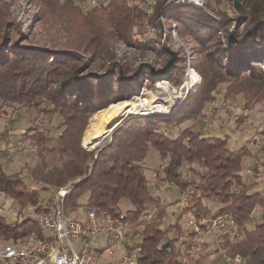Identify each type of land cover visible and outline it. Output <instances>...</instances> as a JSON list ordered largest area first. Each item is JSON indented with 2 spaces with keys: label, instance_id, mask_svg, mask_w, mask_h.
<instances>
[{
  "label": "trees",
  "instance_id": "1",
  "mask_svg": "<svg viewBox=\"0 0 264 264\" xmlns=\"http://www.w3.org/2000/svg\"><path fill=\"white\" fill-rule=\"evenodd\" d=\"M32 1L39 8L36 23L48 31L61 32L64 48L23 45L19 38L13 39L10 33L20 35L19 26L9 18V6L1 2L0 101L33 107L46 117L58 116L60 121L56 136L44 135L38 127L24 132L36 149L40 163L34 173L43 188L28 186L18 174H7L0 165V194L17 203V216L27 206L39 214L46 203L41 192L69 185L71 190L64 199L67 213L77 209L84 197L85 208L142 228L141 240L129 253L135 257V264H183V256L187 257L186 264H191V242L186 240L177 246V239L167 235L179 233L185 216L204 229L201 221L207 219L206 202L215 201L220 205L215 216L231 217L242 233L241 241L216 244L215 250L225 249L232 257L239 255L243 264H264V198L261 192L251 193L256 183H245L241 176L243 159L253 157L252 152L247 146L235 150L226 137H205L191 127L178 128L201 116V111L215 101L220 86H224V100L242 96L251 105L264 106V0H208L200 9L205 13L203 18L187 17L183 33L193 44V68L201 80L196 90L171 116L163 120L124 119L109 142L88 151L80 143L89 118L110 104L128 100L135 89L131 82L137 85L141 72L147 68L151 71L146 64L129 70L116 59L112 40L141 51H154L157 43L141 41L146 16L139 4L102 0L85 10L73 0ZM224 1L236 10L237 17L227 14ZM176 6L169 0H157L149 20L165 16ZM247 20L252 25L244 35L239 34ZM233 22L234 29L228 32ZM161 52L168 54L162 69L170 51L162 47ZM96 62L102 71L93 67ZM172 68L181 69L177 54L166 73ZM153 76L152 81L159 78ZM162 78L169 80V76ZM159 122L177 126L176 136L158 131ZM150 148L165 162L156 174L155 186L171 184L181 193L191 189L179 216L165 230L159 228L165 215L162 210L151 222L143 221L148 210L161 203L144 175ZM185 166L188 177L182 173ZM123 200L129 202L126 210L121 208ZM257 208L261 210L260 220L251 226ZM32 232L42 236L35 220L8 222L0 215V240L17 241Z\"/></svg>",
  "mask_w": 264,
  "mask_h": 264
},
{
  "label": "rangeland",
  "instance_id": "2",
  "mask_svg": "<svg viewBox=\"0 0 264 264\" xmlns=\"http://www.w3.org/2000/svg\"><path fill=\"white\" fill-rule=\"evenodd\" d=\"M73 1L82 9L86 10L87 8H89L87 0ZM126 1L128 2V4H139L140 7H142L143 0ZM1 2H4L9 6V18L11 20H14V22L19 26L20 35L17 36L15 31L10 33V36L13 39L19 38L23 45L35 44L44 46L46 48H64V35L61 32L58 33L55 31H48L42 25L36 23L39 8L32 0H0V3ZM230 5V3L224 1V10L226 11L227 6ZM237 15L238 14L233 17H237ZM204 16L205 13L203 11L189 6H176L166 12L165 23L168 35L167 49L170 52L172 51L178 55V63L180 64L181 69L172 68L169 72L165 73L163 76H169V80L162 78L163 76H159V78L154 81H152V79H154L155 77L151 73L150 69H144L136 79L137 85H134L131 82V86L135 89L132 90L130 98L118 103L129 102L139 104L141 103V100L147 96L153 97L154 103H152L151 105H157L158 102L160 103L161 98H163L164 100L173 99L174 94L172 93V89L178 90L177 86L180 84H174L173 82H178L180 80L182 82V74L184 72L185 65L183 58L184 54L182 51L183 48H180L171 38V22H175L177 24L176 33L178 35V38L190 50L194 63L195 55L193 53V44L190 38L184 36V26L188 23L186 19L187 17H195L201 19ZM252 23L253 22L250 20L245 21L239 29V34L244 35L248 28H250ZM231 25L232 23H230L228 26V32ZM111 46L116 59L124 63V65H126L129 70H133L140 64H146L154 69V71L158 72L168 56L167 53L161 52V46H156V50L154 51H141L133 47H128L121 41L117 40H112ZM158 51L160 53H158ZM93 67L98 72L103 70L101 68V64L98 62H96ZM194 73L196 74L197 79L196 81H194V83H192V86H194L193 92L196 90L201 81L197 73L195 71ZM163 84H167L166 86L168 87V92L166 94L161 89H157V85ZM223 92L224 86H220L215 95V101L208 104L201 111L202 115L196 117L193 120L184 122L183 124L178 126V128L180 127V129H185L187 127H191L193 130L201 133L205 137H226L229 139L230 146L233 148L247 146L252 152L253 157L244 158L245 163L243 165L241 176L245 183L255 182L256 186L253 189L258 191L260 186L257 184L264 183V135L262 134L264 131V106L262 104L251 105V103L246 102V99L242 96H236L229 100H224L222 96ZM112 105L110 104L107 108L97 111L89 118L81 137V147L83 145V136L93 116L101 111L108 109ZM246 107H248V110L246 109ZM0 111V118H2L4 121V127L0 128V165L5 173H16L25 181L28 186L35 187L32 182L37 181L36 179L38 177L37 174L34 173V167L35 165L40 163V161L35 147L33 146L32 142L24 135V132L28 128L38 127L44 135L56 136L59 132L57 130V125L60 121V118H58V116H54L53 118L46 117L40 113H37L33 107H26L22 105L19 106L17 104H3L1 101ZM175 111L172 114H174ZM172 114L166 113L163 115L171 116ZM168 116L127 115L126 118L160 117L159 119L163 120L164 117ZM158 131H161L168 136H176L177 126L167 125L164 122H159ZM110 138L111 137L108 136L100 143L94 145L93 147L87 148L86 151L91 150L95 147H99L100 149L103 145L110 141ZM47 161L50 160L47 158ZM164 165L165 162L159 159L158 153L154 149L150 148L144 163V175L150 185L153 195L158 196L161 200V203L158 207H151L148 210V213H153V215L156 216L161 210L165 212L164 218L159 224V228L161 230H165L169 225H172L175 222L182 208L186 204L189 193L191 192V189H188L184 193H181L175 186L167 183L158 187L155 186L154 183L156 181V174L162 170ZM195 168L199 169V167L197 166H195ZM182 173L184 177H188L186 166L183 167ZM66 186L69 187V185ZM252 190H250V192ZM262 191H264V189ZM50 194V190L40 193L41 198L44 199L43 201L49 200ZM84 200L85 198L82 197L79 203L80 206L73 212L69 213L71 216L76 217L79 220L84 219ZM126 205H128V208L130 207L129 202L127 200H123L121 206L122 210L125 209ZM218 205L219 204L215 201L206 202V207L208 209L207 218H212L215 216L218 210ZM18 211L19 206L15 201H11L10 198L0 194V212L6 213V220L8 222L15 221L16 219L19 221H23L25 219H32L36 221L39 216V214L34 212V208L32 206H27L26 208H24L19 216H17ZM260 214L261 210L259 208L253 211L250 222L251 226L252 222H257L260 220ZM185 217L180 221L179 233L173 231L167 235L168 238L177 239V246L181 245L184 241L187 240V234L189 231L187 229V219L184 220ZM141 231V227L135 226L134 231L129 236V241H132V243L130 244V246H128L127 244L123 245L125 252L124 254L130 255L129 253L133 251L132 247H135V240L139 235H141ZM10 243L11 241L0 240V248ZM209 243H211L213 246L212 250H215V246L217 243L212 239L211 236L206 235L204 254L196 264H201V262H203V257H205V255L207 254H205L206 247L207 245H209ZM101 245L102 244H99L98 241H95V243L93 241V246L95 248L100 249ZM105 247L107 248L108 246L106 245ZM118 250L119 249L113 250V257L112 255L104 253L101 256L99 260L100 262H98V264H117L118 259V264H120L122 256L120 255L119 257V255L116 254L117 252H119ZM220 250L215 251L221 257V253L219 252Z\"/></svg>",
  "mask_w": 264,
  "mask_h": 264
},
{
  "label": "built area",
  "instance_id": "3",
  "mask_svg": "<svg viewBox=\"0 0 264 264\" xmlns=\"http://www.w3.org/2000/svg\"><path fill=\"white\" fill-rule=\"evenodd\" d=\"M208 0H169L178 6H189L203 9ZM101 0H87L89 7L97 6ZM157 0H143L142 8L146 16L141 38L142 40H155L157 46L168 47L165 16H159L154 21L152 18ZM227 14L231 17L237 14L232 6H227ZM192 18V17H189ZM177 24L171 22V38L183 48L185 69L182 74V82L177 86L178 90L172 89L173 99L161 98L158 107L167 109L172 114L193 92L192 83L188 81V72L194 71L193 57L190 50L183 44L176 33ZM234 29V22L229 31ZM167 84L157 85L165 94L168 92ZM143 112L150 108L143 107ZM168 116V115H166ZM37 189L43 188L41 181L32 182ZM70 187H60L50 190L49 200L41 207L36 219L42 236L30 233L21 240L11 241L0 248V264H93L100 254L111 255L113 250L121 249L129 242V236L134 231L135 223L120 221L112 218L106 212H98L94 208L86 207L84 219L79 220L66 212L64 199L70 192ZM264 198V191L261 192ZM155 216L148 213L144 216V223L151 222ZM200 225L192 218L187 219V240L191 242V264H196L204 254L205 236L209 235L217 243L228 242L234 244L242 240L240 226L229 216H215L201 221ZM98 236H105L107 248H95L93 240ZM100 251V253H99ZM226 264H243V258L239 255L229 256L225 249L219 251ZM183 264L188 263L187 257L181 258ZM135 257L122 254L120 264H135Z\"/></svg>",
  "mask_w": 264,
  "mask_h": 264
},
{
  "label": "bare ground",
  "instance_id": "4",
  "mask_svg": "<svg viewBox=\"0 0 264 264\" xmlns=\"http://www.w3.org/2000/svg\"><path fill=\"white\" fill-rule=\"evenodd\" d=\"M188 81L193 82L196 81L197 76L194 71L188 72ZM153 102L152 96H147L141 100V103H129V102H121L115 105H112L108 109L99 112L94 115L88 128L85 131L83 136L82 144L84 147H92L96 144V142L108 132V128L110 125L118 121L124 115H138V116H151V115H159L166 116L163 114H169L167 109L163 107L151 105ZM150 105V106H149ZM149 106V107H147ZM143 107L150 108L148 112H143Z\"/></svg>",
  "mask_w": 264,
  "mask_h": 264
},
{
  "label": "crops",
  "instance_id": "5",
  "mask_svg": "<svg viewBox=\"0 0 264 264\" xmlns=\"http://www.w3.org/2000/svg\"><path fill=\"white\" fill-rule=\"evenodd\" d=\"M4 127V121H3V119L2 118H0V128H3ZM228 144L230 145V142H229V139H228ZM243 146H240V147H236L235 148V150H239V149H241ZM254 160V159H253ZM244 163H245V159H243V165H244ZM257 185H259L260 186V188H259V190L258 191H256V190H252L251 191V193H255V192H261L263 189H264V183L263 184H257ZM84 198V197H83ZM81 200V199H80ZM11 201H12V199H11ZM84 202H85V200H84ZM220 207V205H218V207H217V209ZM256 212V211H255ZM6 213L4 212H0V215H2L5 219L7 218V216L5 215ZM189 217H185V219L184 220H186V219H188ZM251 222V221H250ZM257 222H259V221H257ZM257 222H252V225H254L255 223H257ZM251 224V223H250ZM182 226V225H181ZM141 240V235H139L138 236V238L135 240V243L137 244V243H139V241ZM94 243H95V241H98V243L99 244H102L101 245V247L100 248H104L106 245H107V240H106V237L105 236H98V237H96L94 240ZM132 243V241H129L128 243H126L128 246H130V244ZM106 244V245H105ZM213 249V246H212V244L211 243H209V245H207V247H206V251H205V257H203L204 259H203V262H201V264H226L225 262H224V260H223V258L222 257H220L219 255H218V253L214 250H212ZM119 252H117L116 254L117 255H119V257H120V255L122 256V254H124L125 252H124V248L122 247L121 249H119L118 250ZM211 251V252H210ZM115 254V255H116ZM103 254H100V256L98 257V259L93 263V264H98V262H100L99 260H100V258H101V256H102ZM112 255V257H113V255L114 254H111ZM116 255V256H117ZM118 261H119V259H118ZM118 261H117V264H118Z\"/></svg>",
  "mask_w": 264,
  "mask_h": 264
},
{
  "label": "water",
  "instance_id": "6",
  "mask_svg": "<svg viewBox=\"0 0 264 264\" xmlns=\"http://www.w3.org/2000/svg\"><path fill=\"white\" fill-rule=\"evenodd\" d=\"M175 57H176V54L174 53V52H170V59H169V61L166 63V65L160 70V71H158V72H156V71H154V69H152L151 68V71H152V73L156 76V77H158V76H161V75H163L164 73H166V71L173 65V63L175 62ZM137 74V72H135L134 74H132V77L134 76V75H136ZM126 116L127 115H124L123 117H121L118 121H116L115 123H113L112 125H110V127L108 128V132L106 133V134H104L97 142H96V144H98V143H100L103 139H105V138H107L108 136L109 137H111L112 136V134L115 132V131H117L121 126H122V124H123V120L124 119H129V118H126ZM95 144V145H96ZM82 147L85 149V150H87V147H84L83 145H82ZM93 147V146H92ZM97 158V154H96V156H95V159Z\"/></svg>",
  "mask_w": 264,
  "mask_h": 264
}]
</instances>
